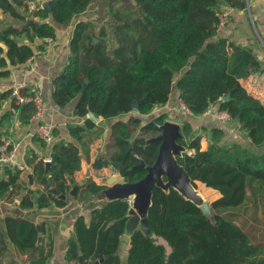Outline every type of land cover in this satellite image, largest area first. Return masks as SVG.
<instances>
[{
  "label": "trees",
  "instance_id": "16d2710c",
  "mask_svg": "<svg viewBox=\"0 0 264 264\" xmlns=\"http://www.w3.org/2000/svg\"><path fill=\"white\" fill-rule=\"evenodd\" d=\"M28 1L0 0V78L25 63L35 48L43 50L45 37L54 40L55 25L76 20L67 62L52 80V99L60 108L73 103L72 114L83 123L67 125L73 141L59 139L52 144L49 176L43 175L42 159L33 164V176L42 190L27 188L20 171L3 164L0 199L23 193L17 204L22 210L64 206L61 195H69V179L81 169L82 158L90 162L89 132L95 123L87 117L89 112L110 123L106 150L91 166H109L121 181L139 180L146 174L140 160L151 165L159 146L158 142L146 145V139L159 133L166 114L143 123L130 113L147 114L165 105L175 87L194 115L213 105L226 110L253 149L235 142L223 145L221 131L215 129L213 141L201 150L200 136L189 135L188 124L183 125L180 143L192 152L177 160L195 186L200 182L220 194L210 203L213 219L175 189L154 187L147 212L150 233L135 230L126 264H264V226L250 223L246 229L248 218L244 226L233 219L238 208L264 207V102L241 82L264 73V65L252 49L217 32L221 4L243 8L245 0H107L110 28L97 26L91 19L77 20L93 0H45L31 11ZM29 19L33 22L23 27ZM37 41L41 43L36 45ZM225 95L228 99L222 101ZM7 97H11L10 89L0 92V109ZM12 103L27 123L34 106ZM126 114V119L118 118ZM8 118L10 112H5L0 123ZM104 187L88 179L76 194L85 196ZM129 206L128 200L118 199L92 208L88 218L78 214L64 253L66 263L120 264L117 251ZM250 218L260 223L255 215ZM3 226L0 256L7 253L10 242L17 253L29 257V264H45L52 244L44 252L37 243L40 232L29 217L5 216ZM156 237L167 243L169 251Z\"/></svg>",
  "mask_w": 264,
  "mask_h": 264
},
{
  "label": "crops",
  "instance_id": "0c3cea01",
  "mask_svg": "<svg viewBox=\"0 0 264 264\" xmlns=\"http://www.w3.org/2000/svg\"><path fill=\"white\" fill-rule=\"evenodd\" d=\"M219 9V11L225 10L229 18L227 23L218 29V36L239 46L252 49L256 58L264 65V0H245V6L243 8L227 6L222 3ZM88 15L89 9L84 14H81L77 20L90 19ZM75 21L73 20L66 25H55L56 37L51 43H43V50L35 48L34 54L25 63L13 66L9 76L0 78V92L9 90L12 86L24 81L29 91L40 90L45 95L48 101V109L43 121L53 126L55 141L59 139L73 141L68 133L67 125L83 123L82 119L72 114L73 103L60 108L54 104L52 99V80L67 62L69 55V37L72 34ZM39 43L41 42L37 41L36 45ZM241 82L250 94L259 97L264 102V73H255L253 77L242 79ZM177 98L178 91L175 87H172L170 98L165 105L154 108L147 114H138L136 111H132L130 114L137 115L142 120V118L148 116H151L150 119H152L156 115L165 113L166 119L176 121L180 124L181 129L183 125L188 124L190 129L189 135L200 136L201 150L206 149L213 141L215 129L221 131L220 142L223 145H231L235 142L253 149L245 133L242 130L239 132L236 129V125L239 128L236 120L233 119L231 123L221 125L211 116L185 114L177 108ZM12 102V97H7L1 103L0 116L5 112H10V118L0 123V140L5 136H9L18 142V148L13 152L14 159L10 165L24 166V170L20 171L21 181L24 182L27 188L42 190L43 186L35 181L32 167L38 160L42 159L44 163L50 160L52 145H46L37 137V122L30 120L25 123L20 119L19 112L13 109ZM157 110L160 112L157 113ZM127 116L128 114L120 115L118 118L124 120ZM142 122L145 123L147 121L144 122L142 120ZM94 123L95 126L89 132L90 141H88L90 162L82 158L81 169L74 177H71L73 180L72 183L69 181L71 189L73 185H78L76 193L80 191V187L88 179H92L98 185L107 187L109 177L118 175L109 166L100 169H94L91 166L93 159L102 155L106 150L105 143L110 133L109 122L100 117ZM241 136L242 138H240ZM94 148H98L96 152H94ZM186 151L189 153L192 152V150L187 149ZM32 159H34L33 162H28ZM108 169L110 170V176L109 174L107 176L105 175ZM1 175L2 171L0 168ZM207 188L211 192H215L214 199L220 196L218 191L209 187ZM75 195H66V204L61 207L51 204L42 209L28 210L18 208V196L13 197L10 195L0 199V230L4 229L3 220L5 216L15 214L19 216L26 215L36 225H40L41 241L37 243L42 244L44 252L48 251L50 249V243L52 244L51 256L47 258L45 264H79L75 262L66 263L64 253L67 247V241L72 236L73 223L77 215L83 214L88 218L90 210L98 206V204L96 201L88 198L87 195ZM129 203L131 202L129 201ZM128 243L122 240L121 236V244L117 251L120 264H126V256L124 254L122 258L118 252L120 248H123L127 253ZM11 261H14V264H29V257L17 253L12 244L8 242V251L0 256V264H8Z\"/></svg>",
  "mask_w": 264,
  "mask_h": 264
},
{
  "label": "water",
  "instance_id": "95a60500",
  "mask_svg": "<svg viewBox=\"0 0 264 264\" xmlns=\"http://www.w3.org/2000/svg\"><path fill=\"white\" fill-rule=\"evenodd\" d=\"M44 7H47L46 3ZM32 22L33 20L29 19L23 27ZM227 99L228 95L222 97V101ZM133 106H135V103ZM87 117L92 121L100 119L92 112H89ZM158 130L157 135L146 139V145L151 142H158L159 146L155 160L151 165H146L142 159L140 160L139 166L144 167L146 170V174L142 178L134 182L118 181L116 176L112 175L107 180V187L87 195L88 198L96 201L98 206L118 199H126L131 202L125 215L126 221L122 235V240L126 242H129L130 237L138 228L146 234L150 233L147 225V212L151 205L152 189L154 187H159L164 191H168L169 188L175 189L185 199L198 206L204 216L213 219L210 203L203 200L187 171L178 163L177 158L186 152V146L180 143L183 139L180 124L174 120L165 119L158 125ZM44 164L43 175L47 177L49 176L50 160L45 161ZM69 181L72 183V178ZM77 188L78 185H73L69 195L74 196ZM22 195L23 193L18 195V201L21 200ZM61 198L65 199L66 196L61 195ZM36 227L40 232V225L37 224ZM40 241L41 235L37 238V242ZM96 263L100 264V261H96Z\"/></svg>",
  "mask_w": 264,
  "mask_h": 264
},
{
  "label": "built area",
  "instance_id": "2783aa9c",
  "mask_svg": "<svg viewBox=\"0 0 264 264\" xmlns=\"http://www.w3.org/2000/svg\"><path fill=\"white\" fill-rule=\"evenodd\" d=\"M37 2L35 0H29L27 2V8L29 11L36 8ZM229 15L225 10L218 12V22L217 30L224 26L228 21ZM52 38L45 37L43 41L45 43H51ZM264 43V37H263ZM11 97L13 98L14 104L21 106L23 104L31 103L34 106V112L30 117L31 121L37 122V137L43 141L46 145H52L55 142V137L53 134V126L44 122V116L48 109V101L45 95L40 91H29L27 85L24 81L12 86ZM177 108L188 115H193V113L188 109V107L182 102L178 97L176 100ZM200 115L202 116H211L218 121L221 125H227L233 121V118L230 114L223 109H220L218 105L210 106L208 109L203 111ZM29 120V121H30ZM18 148V142L9 136H5L0 140V165L10 163L14 159L15 150ZM11 166V165H10ZM19 171L24 170L22 165H13ZM93 264H97L96 262Z\"/></svg>",
  "mask_w": 264,
  "mask_h": 264
},
{
  "label": "rangeland",
  "instance_id": "374dc122",
  "mask_svg": "<svg viewBox=\"0 0 264 264\" xmlns=\"http://www.w3.org/2000/svg\"><path fill=\"white\" fill-rule=\"evenodd\" d=\"M36 2L38 1V3H42L43 0H35ZM131 1V0H130ZM107 0H93L90 7H89V15L88 17L93 20L97 26H100L101 24H106L109 28H110V24L112 22L110 15L107 13ZM27 13V11H26ZM87 16V15H86ZM70 39V37H69ZM160 111L157 110V113H159ZM157 116V115H156ZM151 116L142 118V120L145 121H149ZM236 129L240 132L241 130H239L238 126L236 125ZM242 133V132H241ZM148 137H152L151 135H148ZM242 138V136L240 137ZM239 138V139H240ZM98 149V148H97ZM96 148H94V152H96L97 150ZM110 170H107V174H105L106 176L109 174ZM110 176V174H109ZM118 180H121L120 177L118 175H116ZM103 181V179H102ZM104 183V182H103ZM197 191L199 192V194L202 196L203 200L211 203L212 200H214L215 197V192L213 193V191L211 192V190H208V188L206 186H204L202 183L200 182H196V187ZM261 196H262V200L264 199V189L261 190ZM252 198V197H251ZM263 205V204H262ZM261 204L255 208V207H251V206H247V208H238V210L236 212L235 217H233V219L235 220V222L237 224H240L242 226H244L245 220L250 221L249 223L246 222L245 224V228L249 229L251 227V225H249L250 223H257L259 227L262 228V226H264V207ZM227 214V213H226ZM251 215H255V219H257L260 223L252 221V218H250ZM253 217V216H252ZM157 242L162 243L166 249L169 251V247L167 245V243L160 237H156ZM118 254L123 258V255L125 254V256H127V253L125 252V250L123 248H120ZM126 259V258H125Z\"/></svg>",
  "mask_w": 264,
  "mask_h": 264
}]
</instances>
